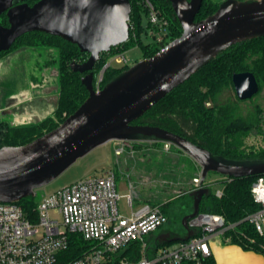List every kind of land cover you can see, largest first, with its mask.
I'll return each instance as SVG.
<instances>
[{
  "label": "water",
  "instance_id": "1",
  "mask_svg": "<svg viewBox=\"0 0 264 264\" xmlns=\"http://www.w3.org/2000/svg\"><path fill=\"white\" fill-rule=\"evenodd\" d=\"M0 0V53L28 33L40 32L76 45L88 54L83 63H72L83 77L89 97L56 129L32 142L16 147L0 146V203H16L34 197L41 189L69 169L77 160L111 141L150 140L175 146L201 167L199 188L190 193L184 206L170 208L180 215L183 234L173 237L165 227L149 238L148 253L162 245L189 240L194 231L189 220L200 213L201 202L211 194L204 187L209 173L230 178L264 175V161H231L213 156L207 149L160 127L134 125L167 94L186 82L201 67L233 45L264 36V0H225L215 14L196 22L204 0H169L182 27L180 37L153 57L143 59L123 72L101 91L94 88V68L102 54L128 42L131 0ZM236 97L252 100L260 90L251 72L232 77ZM17 100L10 97L6 107ZM4 114V112H3ZM1 116V115H0ZM186 204V205H185Z\"/></svg>",
  "mask_w": 264,
  "mask_h": 264
},
{
  "label": "trees",
  "instance_id": "2",
  "mask_svg": "<svg viewBox=\"0 0 264 264\" xmlns=\"http://www.w3.org/2000/svg\"><path fill=\"white\" fill-rule=\"evenodd\" d=\"M37 1L30 0L28 3L33 5ZM143 1L131 0L130 38L125 44L101 55L93 71L94 86L105 65L103 59L105 55L112 54L118 49H121L120 52H126L131 47L139 45L144 52L143 59H146L153 57L163 48V45L156 42L146 46L141 43L142 17L143 15L148 17ZM150 1L168 20L169 39L173 41L180 37L183 30L170 1ZM224 1L204 0L195 21L205 20L215 14ZM0 26H9L5 14L0 16ZM134 32L137 35L136 40H133L132 37ZM18 43H20L19 47H49L59 52L60 91L57 108L54 112L58 122L54 123L53 118L48 117L38 124L18 127L0 121V146L5 147L23 146L51 132L75 113L89 97V92L82 81L87 74L75 73L71 69L72 63L85 62L89 57L88 54L81 53L76 45L60 37L40 32L25 34L14 43L11 49ZM7 52H1L0 55ZM129 69L128 65L111 66L106 69L100 83L101 89ZM243 72L253 73L259 83V93L264 91V36L238 43L222 51L215 59L201 67L186 82L172 90L133 124L160 127L178 134L195 145L207 149L215 157L239 162L264 161V112L257 108L255 112L244 116L239 109L241 101L237 97L236 101H220V97L225 91L229 89L234 91L233 75ZM251 131H256L263 137V147L258 151L252 150L250 154H245L241 151L243 139L248 137ZM172 147L178 152L184 153L177 147ZM260 176L264 177V175ZM260 176L241 178L222 176L224 180L220 182L221 196L217 195L212 185L205 186L204 182V187L210 188L211 194L202 200L200 212L219 214L225 218L227 223L236 224V228L226 235L232 240L231 244L264 255V237L259 236L254 227L245 221L247 216L259 208L252 197V185ZM17 203L23 207L25 213L33 221H36L37 203L34 201V197L23 199ZM171 205V203L166 204L167 207ZM162 210L165 213L168 212L167 208H162ZM91 247L92 245L84 241L79 234H72L69 236L68 249L60 254L56 264H67L79 259ZM123 252L125 253L122 257L137 261L141 257V245L140 243L131 244ZM205 264H216V262L210 257Z\"/></svg>",
  "mask_w": 264,
  "mask_h": 264
},
{
  "label": "built area",
  "instance_id": "3",
  "mask_svg": "<svg viewBox=\"0 0 264 264\" xmlns=\"http://www.w3.org/2000/svg\"><path fill=\"white\" fill-rule=\"evenodd\" d=\"M143 6L148 12L149 34L165 47L169 39L168 20L150 0H144ZM124 54L117 55L112 63L129 65L130 60ZM100 82L97 91L102 90ZM217 195L221 196L222 192ZM252 197L259 208L245 221L264 237L263 176L253 183ZM121 198L115 174L110 171L43 197L35 209L36 221L17 202L0 203V264H56L60 254L68 249L72 234H79L92 247L67 264H205L212 256L211 239L220 237L232 243L226 235L236 224L227 223L222 215L200 212L188 222L194 231L189 240L161 246L150 254L147 239L169 222L168 215L151 205L134 210L130 194L127 196L130 214L126 216L119 207ZM53 213L61 217V222L53 218ZM134 243H140L141 257L137 261L122 257L123 251Z\"/></svg>",
  "mask_w": 264,
  "mask_h": 264
},
{
  "label": "rangeland",
  "instance_id": "4",
  "mask_svg": "<svg viewBox=\"0 0 264 264\" xmlns=\"http://www.w3.org/2000/svg\"><path fill=\"white\" fill-rule=\"evenodd\" d=\"M142 19L140 39L141 43L146 46L155 43V38L149 34L148 17L143 15ZM136 36L134 32L133 40H136ZM170 42L171 40L168 39V44ZM19 45L20 43L9 52L0 55V104L4 105L6 99L21 93H27L33 99L32 91L40 96L41 100H49L52 97V101L55 102L60 91L59 52L49 47H19ZM120 51L121 49H118L104 56L105 65L96 80L95 89L100 82L101 73L103 72L102 82L106 69L111 67L109 64L117 55L125 53V57L130 60L129 68L134 67L144 58L143 49L139 45L131 47L126 52ZM120 66L122 65L119 63H112V67ZM220 101H236L235 91L230 89L225 91ZM257 108L264 112V91L252 100L241 102L239 105L244 116L255 112ZM10 117L8 114L3 116L5 120L14 125L15 122H12ZM52 118L54 123L58 122L54 114ZM262 147L263 137L256 131H251L248 137L243 139L241 151L250 154L252 150L258 151ZM107 169H113L120 194L131 193L134 204L136 198L154 207L167 208L168 211L172 205L167 207V203L173 204L185 198L188 193L199 188L201 180V167L185 153L173 149L171 145L150 140L128 143L111 141L80 158L53 182L36 190L34 201L38 205L43 197L56 190L87 177L100 176ZM223 180L224 177L221 175L209 173L205 186L212 185V188L219 193L222 190L220 182ZM119 207L121 212L127 213L129 209L126 198L120 200ZM166 214L168 215L167 211ZM52 216L61 222L59 215L53 213ZM169 221L153 234H158L168 226L169 229L175 231L181 230L178 213L174 212L172 220L170 217Z\"/></svg>",
  "mask_w": 264,
  "mask_h": 264
},
{
  "label": "crops",
  "instance_id": "5",
  "mask_svg": "<svg viewBox=\"0 0 264 264\" xmlns=\"http://www.w3.org/2000/svg\"><path fill=\"white\" fill-rule=\"evenodd\" d=\"M31 94L33 96V99L27 93H24V94L21 93L20 95L12 96L16 98L17 102L11 105L9 108L6 107L7 99L5 100L4 105L0 104V115H1L0 121L7 122L9 125H11L12 123L10 124L9 121L3 118L4 115L8 114L12 117V118L10 117V119H12V122L13 121L15 122L14 125L12 124L11 126L19 127V126H29V125L38 124L42 122L43 120H45L46 118L52 117L57 108L58 96L56 97V101L54 102L52 101V97L49 98V100H41L39 99L40 96H38L37 94H34L33 91ZM110 171L114 172L113 169H107L100 176H103L107 172H110ZM117 189H118V184H117ZM118 192H119V189H118ZM190 193H188V195H186V197L181 199L180 201L185 202V203L188 202L189 201L188 197ZM130 194L131 193H127L123 195L120 194L122 197L121 200L123 198H126L127 200V196ZM144 205H150V204L144 203L143 201H140V200H136V198H135V204H134V198H133L134 210H137ZM127 208H128V200H127ZM172 208H174V210H176L177 208L180 209L181 213H183L185 210L184 206H180L178 202L173 203ZM122 213L128 216L130 214V211L128 210L127 213H124V212ZM182 234H183V231L174 230L172 236L175 237V236H180ZM149 238H148V243H149ZM177 243L179 242H172V243H166V244L164 243L161 246L175 245ZM210 248L212 251L211 257L215 260L216 264H264L263 254L256 252V251H252V250H245L239 245L228 244L223 240V238H220V237H216L210 240Z\"/></svg>",
  "mask_w": 264,
  "mask_h": 264
}]
</instances>
